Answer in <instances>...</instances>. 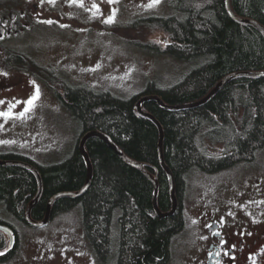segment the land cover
Returning <instances> with one entry per match:
<instances>
[{
  "label": "trees",
  "instance_id": "1",
  "mask_svg": "<svg viewBox=\"0 0 264 264\" xmlns=\"http://www.w3.org/2000/svg\"><path fill=\"white\" fill-rule=\"evenodd\" d=\"M169 2L170 13L134 19L132 28L141 33L130 39L143 49L190 64L174 82L163 85L151 80L140 92L123 97L109 89L66 84L61 77L53 78L44 69V79L51 82L78 121L79 132L74 149L60 161L41 163L17 152L0 154L3 159L37 164L43 191L31 209L33 218L44 217L53 195L83 187L87 164L78 142L84 133L94 130L109 135L127 156L142 162L150 173L158 176V205L162 211L169 210L172 206L169 180L158 149L160 130L151 118L139 114L138 98L155 93L171 105L190 103L207 95L232 72L264 70V32L232 18L225 0ZM230 2L236 14L264 25V0ZM144 31L164 33L167 43L146 40ZM11 52L12 66L32 63V56L13 49ZM143 109L163 126L164 159L173 171L179 199L185 197L193 171L212 173L251 162L264 146V76H236L209 101L195 107L166 109L150 99L144 102ZM208 142L221 143V153L210 151ZM86 150L93 165L90 185L78 197L54 200L51 218L79 206L86 236L104 264H166L174 237L185 224L179 207L172 215L159 216L153 206V182L124 161L102 137H89ZM38 190L37 176L29 168L0 165V222L15 226L3 213L26 222V208ZM6 244L7 237L0 230V250ZM5 259L6 255H0V261Z\"/></svg>",
  "mask_w": 264,
  "mask_h": 264
},
{
  "label": "rangeland",
  "instance_id": "2",
  "mask_svg": "<svg viewBox=\"0 0 264 264\" xmlns=\"http://www.w3.org/2000/svg\"><path fill=\"white\" fill-rule=\"evenodd\" d=\"M68 1L72 3L67 9L57 3L56 11L51 4L45 9L41 16L54 21L52 24H37L39 18L36 17L40 15L31 16L36 24L27 25L10 40L12 49L32 56L39 70L32 65L33 69L22 64L13 65L10 76L14 82L21 80V83L0 91V101L4 102L0 104V112L15 114L0 118V141L10 142L0 143V154L17 152L37 162L51 163L64 159L74 149L79 123L56 91L40 82V74L45 78L42 69L46 65L58 66L66 84L109 89L123 97L140 92L151 80L170 84L190 65L171 55L143 49L130 39L141 33L132 28V21L142 15L170 13L169 0H161L152 8L146 7L149 0ZM110 15L114 16V22L105 23ZM160 34L162 32L149 31L145 39L164 44L163 36L158 37ZM21 73L26 76L24 81L18 75ZM36 87L39 97L21 118L18 114L25 104L19 102L26 101ZM208 147L215 153L223 149L221 143L211 145L208 142ZM186 188L189 210L184 220L187 226L182 234L174 237L175 244L184 241L192 231L200 204L230 216H258L264 212V146L251 162L212 173L193 171ZM3 215L16 224L21 238L9 264H104L98 260L86 236L79 206L56 215L42 226H33L13 215ZM177 257L178 245L170 264H180Z\"/></svg>",
  "mask_w": 264,
  "mask_h": 264
},
{
  "label": "flooded vegetation",
  "instance_id": "3",
  "mask_svg": "<svg viewBox=\"0 0 264 264\" xmlns=\"http://www.w3.org/2000/svg\"><path fill=\"white\" fill-rule=\"evenodd\" d=\"M56 3L67 9L72 2L68 0H0V91L10 85L21 83V80L14 82L10 76L12 68H14L11 59L12 46L10 40L27 25L36 24L35 20L32 19L33 16L40 15L36 17L39 18L37 24L46 21L47 18L41 15L50 6L56 11ZM43 8L44 10L40 13ZM32 61L35 63L28 64L25 62L22 65L27 68L34 65V68L38 69L36 60L33 58ZM57 68L58 66L52 64L51 66L46 65L42 70L48 69L54 78L58 76ZM18 75L24 81L26 76L22 73ZM40 79V82L44 83L47 88L56 91L51 82H46L41 75ZM56 94L62 100L58 91ZM178 207L182 217L186 218V212L189 210L186 203V193L183 199H179ZM195 217L192 231L188 237L181 243L175 244L173 240L171 257L166 264H170L173 260L176 245H178L177 261L180 264H264V212L256 217L245 215L243 218L241 215H226L200 204L196 208ZM185 223L178 233L179 235L184 232L187 226V222ZM12 227H14L16 235L15 243L9 247V238L6 235L7 244L0 250V253L6 255V259L0 261V264H9L15 257L20 244L19 230L16 226ZM183 255H188V258H183Z\"/></svg>",
  "mask_w": 264,
  "mask_h": 264
},
{
  "label": "water",
  "instance_id": "4",
  "mask_svg": "<svg viewBox=\"0 0 264 264\" xmlns=\"http://www.w3.org/2000/svg\"><path fill=\"white\" fill-rule=\"evenodd\" d=\"M225 2H226V0H225ZM226 9H227L228 13L232 16V18H234L236 21H238L240 23L252 24L257 29L264 32V25L261 24L260 22L256 21L255 19L245 18V17H242V16L236 14L234 12L232 6H231L230 0H227V2H226ZM240 75L264 76V70H247V71L232 72V73L224 76L212 88V90L207 95H205L204 97H202V98H200L194 102H190V103L178 104V105L172 104L171 105V104H168L167 102H165L159 94H155V93L144 94V95L140 96L138 98V100L136 101V108H137L139 114L151 118L158 125L159 130H160V136H159V142H158L159 156H160L161 163L164 166L166 173H167V176H168L169 191H170V196L172 199V206L169 210L162 211L158 205V192H159L158 176L150 173L146 169V167L144 166V164L142 162H139V161L134 160V159L130 158L129 156H127L121 150V148L111 139V137L109 135L102 133L98 130H94V131H88V132L84 133L82 135V137L80 138L79 143H78L79 150H80L81 154L83 155V157L86 161V164H87V177H86L85 184L79 190L60 192V193L53 195L47 203L46 212H45V215L42 219H35L31 216V209L35 205V203L40 199L42 191H43V180H42V176H41V173H40L38 167L35 164H32L31 162L26 161V160L2 159V158H0V165L23 166V167H26V168H29L30 170H32L37 176V179L39 182V190H38V193L30 201V203L28 204V206L26 208V211L24 214L25 220L28 221L29 223L33 224V225L42 226V225L48 223V221L50 220L51 205H52L54 200H56L60 197H63V196H69V197L75 198V197L80 196L81 194H83L86 191V189L90 185L92 177H93V165H92L91 159H90V157L87 153V150H86V141L89 137L94 136V135L102 137L110 145V147H112L120 155V157L124 161H126L130 165L140 169L153 182V185H154L153 206H154V208H155V210L159 216H168V215L174 214V212L178 206V196L176 194V183H175V177H174L173 171L171 170V168L168 166V164L165 162V159H164V152H163L164 129H163L161 122L152 113L143 109V104L145 101L152 99V100H156L161 107L166 108V109L179 110V109L186 108V107H188V108L189 107H195V106L204 104L207 101H209L212 98V96L222 86H224L229 80H231L232 78H234L236 76H240ZM0 230H3L9 234V236H10L9 247H12L14 245L15 239H16L14 229L9 224L0 222Z\"/></svg>",
  "mask_w": 264,
  "mask_h": 264
},
{
  "label": "snow or ice",
  "instance_id": "5",
  "mask_svg": "<svg viewBox=\"0 0 264 264\" xmlns=\"http://www.w3.org/2000/svg\"><path fill=\"white\" fill-rule=\"evenodd\" d=\"M112 0H109V3H111ZM161 2V0H149V4L146 6L148 8H152L154 6H157L159 5V3ZM227 2V0H226ZM44 23H48V24H52L54 21L52 20H46V21H43ZM114 22V16H109L106 20H105V23H113ZM62 27H66V25H61ZM74 67V65H73ZM97 67H99V65H97ZM91 70H95V69H91ZM6 75V74H5ZM39 88L36 87L34 93L26 100V101H20L19 103H23L25 104V107L24 109L18 114L21 118H23L30 110H31V107L30 106H33L34 105V102L38 99L39 97ZM4 103L3 101H0V104ZM14 113H11V112H0V118H3V117H14ZM0 143H10L9 141H0ZM250 235V233H249ZM3 253H0V255H2Z\"/></svg>",
  "mask_w": 264,
  "mask_h": 264
}]
</instances>
